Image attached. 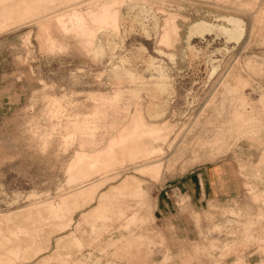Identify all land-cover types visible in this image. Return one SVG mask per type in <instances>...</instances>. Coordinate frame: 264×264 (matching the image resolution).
<instances>
[{
  "label": "rangeland",
  "instance_id": "1",
  "mask_svg": "<svg viewBox=\"0 0 264 264\" xmlns=\"http://www.w3.org/2000/svg\"><path fill=\"white\" fill-rule=\"evenodd\" d=\"M0 264H264V0H0Z\"/></svg>",
  "mask_w": 264,
  "mask_h": 264
},
{
  "label": "crops",
  "instance_id": "2",
  "mask_svg": "<svg viewBox=\"0 0 264 264\" xmlns=\"http://www.w3.org/2000/svg\"><path fill=\"white\" fill-rule=\"evenodd\" d=\"M210 189L212 190L211 186H207V184L205 183L201 184V189L198 193L196 191H187V194L192 201L203 203L210 196V193H212Z\"/></svg>",
  "mask_w": 264,
  "mask_h": 264
},
{
  "label": "bare ground",
  "instance_id": "3",
  "mask_svg": "<svg viewBox=\"0 0 264 264\" xmlns=\"http://www.w3.org/2000/svg\"><path fill=\"white\" fill-rule=\"evenodd\" d=\"M118 141H120V140H118ZM117 143V142H116Z\"/></svg>",
  "mask_w": 264,
  "mask_h": 264
}]
</instances>
